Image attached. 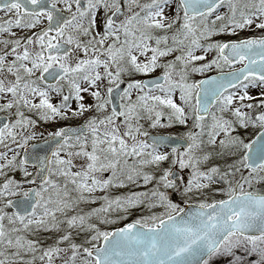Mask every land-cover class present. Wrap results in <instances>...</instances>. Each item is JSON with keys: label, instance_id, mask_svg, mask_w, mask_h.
<instances>
[{"label": "snow or ice", "instance_id": "6c2138e0", "mask_svg": "<svg viewBox=\"0 0 264 264\" xmlns=\"http://www.w3.org/2000/svg\"><path fill=\"white\" fill-rule=\"evenodd\" d=\"M0 264H264V0H0Z\"/></svg>", "mask_w": 264, "mask_h": 264}]
</instances>
